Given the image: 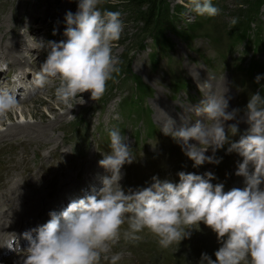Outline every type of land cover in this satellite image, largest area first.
<instances>
[{
    "label": "rangeland",
    "instance_id": "rangeland-1",
    "mask_svg": "<svg viewBox=\"0 0 264 264\" xmlns=\"http://www.w3.org/2000/svg\"><path fill=\"white\" fill-rule=\"evenodd\" d=\"M104 2L107 0H101L97 5L100 10ZM246 2L248 0H211L212 5L221 11L219 15L209 17L197 15L177 0H170V12L176 18L180 32L165 30L169 38L165 49L155 45L151 37L146 40V48L140 47L144 34L138 29L136 18L129 13L128 3L118 2L117 11L121 12L125 27L120 40L114 43L112 54L118 57L119 68L124 66L128 57L130 72L140 77L151 90L145 95L139 94L131 78L120 83L118 77L107 82V90L100 100L92 101L90 93H84L85 103L78 97L69 108L55 100L58 81L52 80L44 89L37 90L32 89L31 81L47 55L45 50H38V43L66 40L63 35L65 15L68 11L77 12L78 0H0V64L8 65L7 71L0 72V87L12 85L14 89L15 84L20 86L17 89V93H21L19 98L27 102L24 105L19 103V108L26 106L24 110L28 113L23 118L18 113H10L6 119H0V132L26 122L52 124L54 127L46 130L45 140L24 141V137H20L0 141V223L9 221L11 229H5L4 236L1 234V249L13 232L41 226L40 221H48L51 210L45 212L46 209L44 219H28V224L22 221V214L29 215L26 213L31 207L26 202L29 197L41 195L40 206L44 200L43 203H49L55 211L54 205L59 199H62L64 209L72 200L82 197L80 194V197L75 196L78 189L81 192L91 189L88 193H93V189L102 186L101 178L108 173L98 162L110 151L109 132L114 129H119L127 137L126 143L134 155L133 162L126 163L121 169L119 183L126 192L129 188L136 190L151 186L155 175L164 174L162 180L167 181L181 171L198 175L211 171L216 177L211 182L223 183L224 191L245 186L244 178L235 175L242 158L237 153L228 154V145L216 152V157L222 158L219 164L205 163L193 167L194 162L184 154L181 146L161 129L168 119L174 121V127L192 126L197 119L202 120L195 116L193 109L212 93L230 97L228 111L241 110L237 120L243 117V110L252 94L259 92L264 96V5L257 13L261 20L252 24L254 34L260 29L258 25H263L259 30L262 40L255 49L254 41L232 45L227 32L229 27H233L232 19L246 8ZM193 25L198 27L193 30L190 27ZM22 29L26 31L22 33ZM11 43L16 49L27 45L28 51L19 53L25 60L13 58L11 53L14 50L8 46ZM152 52L157 55L155 65ZM18 72L24 76L22 81L19 80L21 76L14 75ZM258 75L262 79L256 83ZM12 76H16L20 83L10 82ZM119 76L122 77L121 74ZM132 96L138 99L133 110L129 109ZM231 123H236V120L226 122V128ZM150 125L156 130L152 132ZM239 128L243 132L247 125L241 121ZM149 133L153 134L149 136ZM231 139L238 140L239 133ZM56 149L58 153L54 155ZM206 155H212L211 149ZM24 172L27 176L23 175ZM71 176V182H64L59 191L57 183ZM54 188L56 192L52 190ZM64 188L67 192L63 191ZM67 194L70 198H65ZM24 221L27 222L26 219ZM17 224L24 227L12 229ZM126 227L124 225L122 231ZM200 229L194 230L191 238L167 249L161 248L157 238L147 230L139 234L142 240L136 244L126 243L121 238L119 243L110 245L109 251L102 253L100 264H112L111 257L117 253L122 254V259L116 264H200L202 253L215 260L214 253L221 246L216 234L202 223ZM29 230L21 233L17 242L26 240L23 234ZM25 254L17 248L1 258L0 264H20L19 257Z\"/></svg>",
    "mask_w": 264,
    "mask_h": 264
},
{
    "label": "clouds",
    "instance_id": "clouds-1",
    "mask_svg": "<svg viewBox=\"0 0 264 264\" xmlns=\"http://www.w3.org/2000/svg\"><path fill=\"white\" fill-rule=\"evenodd\" d=\"M177 2L200 16L215 17L221 11L211 0ZM99 3L101 0H78L77 12L65 15L66 40L38 43V50L47 55L32 78L33 90L56 80L55 100L69 108L78 97L85 103L84 93H90L92 101L103 97L107 82L120 72V61L112 49L125 25L120 11H101ZM236 23L233 18L231 24ZM7 70V64H0V71ZM261 79L258 75L255 82ZM17 89L0 87V119L18 109ZM229 99L224 94H209L193 109L202 120L174 127V121L168 119L161 130L181 146L193 167L219 164L222 158L216 152L228 145V154L242 158L235 175L244 178L243 188L224 191L223 183L211 182L216 179L211 171L203 175L181 171L178 183L153 177L151 186L126 192L119 183L121 169L133 162L134 155L127 137L119 129L111 130L110 151L98 162L108 173L101 178L102 186L59 212L50 211L46 223L25 232L28 243L20 264H100L110 245L121 238L136 244L145 230L167 249L191 238L194 230L201 231V223L216 234L221 246L214 253L215 260L202 253L200 264H264V96L257 92L249 97L241 120H237L240 109L228 111ZM233 120L236 123L226 128V122ZM241 121L247 125L243 132ZM238 133L239 139L232 140ZM209 149L212 155H206ZM120 259L122 254L117 253L111 262Z\"/></svg>",
    "mask_w": 264,
    "mask_h": 264
},
{
    "label": "trees",
    "instance_id": "trees-1",
    "mask_svg": "<svg viewBox=\"0 0 264 264\" xmlns=\"http://www.w3.org/2000/svg\"><path fill=\"white\" fill-rule=\"evenodd\" d=\"M116 1H126V3H128L127 5L129 13L132 14L134 18H136L138 29L144 34L141 38V41L139 42V46L142 48L147 47L146 40L148 37H151L152 42L155 45L165 49L169 45V38L166 36L165 30L171 29L178 33L180 32V29H178L176 26V18L174 17L173 13L170 12V0H107V3L104 2L106 5L104 6L103 4L104 8L102 6L101 11H117L119 5ZM263 5L264 0H248V2H246V8L242 9L241 14L236 16V25L229 27V31H227L232 38V45L236 44V42H244L245 44H248L249 42L254 41L253 49H255L257 44L262 40L259 30H262L263 25H258V28L260 29H258V31L254 34L252 24L258 20H261L257 13L260 7ZM198 25H193L190 27L194 30L198 27ZM153 52H155V50ZM153 52L151 56L155 65L157 62V55ZM130 67L131 61L128 57H126L125 64L122 68H120V72L118 74H113L114 79L119 77L118 80L121 83L125 78H131V80L134 81L136 91L139 94L145 95V93H148V91L151 89H149V86L146 83L141 81L140 77L133 75L130 72ZM120 74L122 77L119 76ZM180 84L183 85V82H180ZM130 102L131 106H127L129 109L133 110L138 102V99L132 96ZM149 116L150 114H148V117ZM151 130H153V127H151Z\"/></svg>",
    "mask_w": 264,
    "mask_h": 264
},
{
    "label": "bare ground",
    "instance_id": "bare-ground-1",
    "mask_svg": "<svg viewBox=\"0 0 264 264\" xmlns=\"http://www.w3.org/2000/svg\"><path fill=\"white\" fill-rule=\"evenodd\" d=\"M31 28V27H30ZM35 30V29H34ZM19 42V41H18ZM14 43V42H13ZM13 43H11V44H9L8 46H11V48L10 49H12L11 51H13L14 50V52H10L11 53V55L13 56V58H15V59H23L24 58V60H25V57L24 56H20V54L19 53H22L23 52V50L24 51H28V47H27V45L26 44H24V46H21V47H19V48H15L14 47V45H13ZM1 44V43H0ZM22 44V43H21ZM23 45V44H22ZM17 46V45H16ZM8 49H9V47H8ZM9 49V50H10ZM35 50V49H34ZM36 64V63H35ZM14 65V64H13ZM22 65V64H21ZM31 65V64H30ZM38 67V66H37ZM1 73H3V71H0ZM0 78H1V76H0ZM11 82H15V83H17L15 80H13V79H11ZM14 87V89H17V88H21L20 86H18V85H14L13 86ZM21 91H23V88L21 89ZM32 92V91H31ZM21 94V93H20ZM20 94H18L17 93V100H20V103L22 104V105H24V104H26V102L27 101H23V100H21L20 98H19V95ZM30 96V95H29ZM37 97H39V95L37 96ZM27 98V97H26ZM36 98V97H35ZM26 100V99H25ZM20 106V105H19ZM24 107H26V106H21L20 108L18 107V109L14 112L15 114H20L21 115V117L23 118L24 116H26V114H28L27 113V111H25L24 110ZM57 120V119H56ZM52 124H48L47 126L44 124H39V123H30V122H26V123H19V124H14V125H12V126H10L9 128H7L5 131H3V132H0V141H2V140H5V139H9V140H16L17 138H20V137H24L23 138V140L24 141H34V140H45V135L47 134V132H46V130H50V129H52V128H54L53 127V125L51 126ZM22 135V136H21ZM22 140V139H21ZM59 146V145H58ZM55 148V147H54ZM58 149H56V150H54L53 151V154L55 155V154H57L58 153V151H57ZM23 175H26L27 176V174H26V172H24L23 173ZM75 175V174H74ZM60 178V177H59ZM70 178V179H69ZM69 178H67V179H65V178H63L62 179V181H60V182H58L57 183V185H59V191H61V189L63 188V185L65 184L64 182H66L67 180H69L68 182H71V178H73L72 176L71 177H69ZM52 184H53V182H52ZM68 186V185H67ZM28 187V186H27ZM80 188V187H79ZM14 189H15V187H14ZM83 189V188H82ZM52 190H54L55 192L57 191V189L55 190V188L54 189H52ZM81 190V189H80ZM63 191H65V192H67V189L66 188H64L63 189ZM69 191V190H68ZM15 192H16V189H15ZM64 192V193H65ZM24 194V193H23ZM27 194V193H26ZM35 194V193H34ZM22 196V195H21ZM40 197H37V198H35V197H33V196H31V197H29L28 199H27V201L26 202H28L30 205H31V207H30V209H28V211L26 212V213H28L29 215L28 216H24V214H22L21 216L23 217L22 219V221L25 223V224H28L29 222H28V219H36V218H41V219H44L43 218V212L45 211V209H46V211L45 212H49L50 210H51V208H52V206L49 204V203H43L44 202V200H43V202L41 201V206H40V204H39V200H41V199H43V197L41 196V195H39ZM63 196V195H62ZM12 197V196H11ZM13 198V197H12ZM63 198V197H62ZM20 202V201H19ZM25 202V203H26ZM44 204V205H43ZM11 205V204H10ZM22 205V204H21ZM1 206V205H0ZM27 206V205H26ZM67 206V205H66ZM20 207V206H19ZM17 210V209H16ZM10 211V210H9ZM12 211V210H11ZM14 212V211H13ZM19 212V211H18ZM1 214H2V212H1ZM10 214V213H9ZM12 214V213H11ZM7 215V214H6ZM14 215V214H13ZM10 216V215H9ZM1 217V216H0ZM3 217V216H2ZM15 217V216H14ZM14 217H13V219H14ZM28 217V218H27ZM11 219V218H10ZM16 219V218H15ZM27 220V222H25L24 220ZM48 220L50 219V217L49 218H47ZM17 220V219H16ZM1 221V220H0ZM34 221V220H33ZM17 222V221H16ZM41 225H43L44 223H45V220L44 221H40L39 222ZM39 223H37V224H39ZM8 224H10V222L8 221V222H6V223H0V236H1V234H3V236L6 234V230H8L9 229V225ZM24 224V225H25ZM40 226V225H39ZM18 227H24V226H21L20 224H17L16 226H14L12 229H16V228H18ZM38 226H34V227H29V228H26L25 230H28V229H30V230H32V229H34V228H37ZM6 229V230H5ZM9 230H11V229H9ZM29 230V231H30ZM8 233V232H7ZM33 234V236L35 235V233H32ZM2 241H3V239L1 240L0 239V244L2 243ZM15 243V242H14ZM12 244V246H10V245H7L6 247H4L3 249H1V250H3L2 251V253H1V255H0V260H3L4 258L3 257H5L6 255H8V254H11V251H15V250H17V248H20V250H23L26 246H27V240H23V241H20V242H17V244L15 245V244ZM22 256H24V255H21V257ZM21 257H19V259H20V261H19V263L21 262ZM1 258H3V259H1ZM11 261V260H10ZM6 264V263H5Z\"/></svg>",
    "mask_w": 264,
    "mask_h": 264
}]
</instances>
